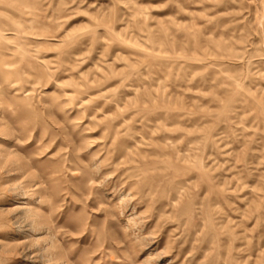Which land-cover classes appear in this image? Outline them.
<instances>
[{"label":"clouds","instance_id":"1","mask_svg":"<svg viewBox=\"0 0 264 264\" xmlns=\"http://www.w3.org/2000/svg\"><path fill=\"white\" fill-rule=\"evenodd\" d=\"M0 264H264V0H0Z\"/></svg>","mask_w":264,"mask_h":264},{"label":"rangeland","instance_id":"2","mask_svg":"<svg viewBox=\"0 0 264 264\" xmlns=\"http://www.w3.org/2000/svg\"><path fill=\"white\" fill-rule=\"evenodd\" d=\"M79 20H83L84 17H79ZM73 23H77V20H73ZM99 57H94L93 60L89 61L87 64L83 66L81 69V72L86 73H93L94 75L89 76V80L98 79L101 81L99 88H93L91 95L93 96H99L101 92H107L109 88L113 87L115 84L114 80H107L105 81L104 73L108 72L107 67L100 65L99 63ZM95 61V62H94ZM104 104L103 100L97 101V106H102ZM111 110V106L109 108L105 109L106 112ZM93 135H99V133H94Z\"/></svg>","mask_w":264,"mask_h":264}]
</instances>
